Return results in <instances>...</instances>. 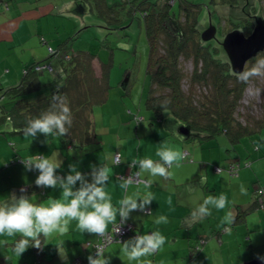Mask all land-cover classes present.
Returning a JSON list of instances; mask_svg holds the SVG:
<instances>
[{
  "label": "crops",
  "instance_id": "obj_1",
  "mask_svg": "<svg viewBox=\"0 0 264 264\" xmlns=\"http://www.w3.org/2000/svg\"><path fill=\"white\" fill-rule=\"evenodd\" d=\"M7 2L9 5V1ZM47 4L49 5L50 2L46 1L45 4H42L41 6H44L43 10L38 13L36 9L40 4L36 9L31 10L27 3H21V5L16 3L12 9L14 13L9 10L12 15H8L7 10L9 7L5 9L0 5V51L4 49L6 53H9L3 59H0V87H10L18 84L22 70L27 67L29 61L31 64L49 57L45 44L52 47L48 41L53 40V38L46 37L45 34L46 38L42 40L44 45L40 43L42 37L39 38V43L36 39L39 31L38 21L43 15L54 14L52 13L53 8H47ZM67 19L72 22L73 27L78 24L76 17L70 15ZM27 42H31L33 45L25 47L24 45ZM18 47H24L25 53H18ZM65 50L66 48L60 51L64 54ZM50 57L52 59L46 63L50 64L52 68L51 83L59 85L64 77L63 61L60 60V54ZM125 81L127 82L124 83V86L128 88V78ZM131 112L130 109L124 107L114 111L110 110V112L100 111L99 114H96V123L93 128L95 132L94 140L83 147L73 149L71 145L64 146V143L57 137L50 136L47 143H44V140L42 145L35 146L34 151L23 150L20 153L24 157L30 155H47L51 157L54 152H57L59 153L58 158L63 161L61 168L57 170L58 175L65 177L69 174V165H75L88 182H91L92 179V166H107L109 180L106 182L105 191L110 195L114 207L119 206V202L126 194L139 193L140 198H142L146 192H151V204L145 205L143 212L139 210L130 211V217L125 223L133 225L135 232L141 235H150L152 231L158 230L166 238L165 244L156 253L141 257V261H131L121 251V243L132 238V236H128L120 242L110 244L104 250V256L110 258L109 264H141L142 261H150L151 264H188L186 260L190 254V246L192 247L195 243L201 244L199 241L202 238H206V242H204V245L202 244L199 255L208 250L209 244L211 247L216 246L221 250L224 242L238 244V247L231 254L239 253L241 257L244 254L249 255L250 248L256 247L253 245L256 234L255 229L250 228L247 214L238 221L235 218L234 228L232 226H230L232 229L225 227L230 229L229 231L220 230L224 225H230L222 223L226 214L225 209L217 210L209 205L211 215L205 216L203 219L199 218L198 207L210 195L209 191L212 188V191H215L212 196L217 197V188L210 184V180L211 183H214L217 177L224 174L222 169L221 173L217 174L219 171L215 170V166H207L209 163H215V159L209 157V149H205L207 143H196V141H192L193 139L190 140L192 136L182 139L183 136L176 130L180 122L172 118L171 115L164 113L160 118H154L145 107L138 108L135 112H132L133 114ZM101 115L105 117L108 125L97 129V121ZM101 134H105L107 138L101 140L98 137ZM44 138L46 139V137ZM162 145L179 151L184 156V159L173 163V166L169 169L170 177L167 179L159 176L152 177L147 172H141L140 177L152 181L151 188L145 189L143 184H131L127 190L122 189L120 187V175L140 171L139 163L131 168L129 167L133 160L150 158L154 162L163 163L156 155L157 150ZM197 153L200 154L197 155ZM115 154L120 156L118 165L114 163ZM189 154L192 155L190 158L188 157ZM202 156H204V160L200 165L205 167L204 169L199 168L193 161V159ZM248 166H253V163ZM249 167L237 171V176L242 174L248 177L252 173ZM18 170L21 169L10 166L7 167L6 172L0 173V201L8 199L9 195L13 193L19 196L21 194L19 188L22 185L25 188L23 194L30 196L34 203H46L50 197L63 202L59 187L47 188L35 185L37 171L26 170V177H24L22 172ZM12 176L19 181L14 180ZM13 185L17 186L13 187ZM78 186L79 184H77ZM26 187L28 188L26 189ZM251 191L249 190V194ZM139 202L138 199L137 203ZM231 203L232 206L229 210L231 209L236 217L249 201L234 204L235 202L232 200ZM257 209V215L264 218L261 215V212H264L263 195L260 207L255 210ZM160 216L167 217V223L156 224L154 221ZM117 221H120L119 214L116 217ZM111 225H108V229ZM219 230L220 234L215 236L213 231ZM95 236L80 232L76 228V222L72 221L66 235H54L44 241L47 244L43 246L42 251L29 247L20 257L12 252L14 243L20 239L19 235L14 237L0 236V264H64L65 261L60 259L56 247L61 241H64L68 262L82 253L80 245H83L84 241L95 240ZM41 239L43 242V238ZM244 243H246L245 247ZM211 252L215 253L214 255L221 261L218 251L214 249ZM223 263L225 264V262Z\"/></svg>",
  "mask_w": 264,
  "mask_h": 264
},
{
  "label": "trees",
  "instance_id": "obj_2",
  "mask_svg": "<svg viewBox=\"0 0 264 264\" xmlns=\"http://www.w3.org/2000/svg\"><path fill=\"white\" fill-rule=\"evenodd\" d=\"M7 1L10 0H0V5L5 9L9 7ZM82 1L86 3L89 12L92 14L95 12L98 16L107 18L102 21L108 27L118 28V25L122 24L119 22L121 21L120 17L115 16V13H119L114 12L118 4L121 3L120 1L113 2L111 5H108L107 0ZM177 2L178 0H132L130 3L128 14L143 24L148 42L146 61L148 87L144 106L154 118H160L164 113H168L172 118L187 126L194 132L191 139L203 141L201 139H214L219 135H225L230 142H236L240 136L264 125V76H259L260 82L257 80L255 82L258 84L262 97L261 112L258 117H253L247 108H245V113L238 111L240 106L243 107L241 98L244 89L254 78L251 77L247 82L240 81L238 74L230 72L228 63L221 56V50L213 45V41L203 42L200 40L199 30L203 21H200V11L202 12V9L206 8L212 17V14L216 13L212 9L216 3L211 0L212 5L210 6L186 0ZM226 2H234L232 4L237 5L236 0H226ZM260 2L264 9L263 0ZM17 4L21 5V1ZM37 7L38 5H30L29 9L33 10ZM137 11L140 15L136 17ZM106 12L108 14H103ZM238 18L240 17L238 16ZM240 21L228 23L229 28L223 30L221 28L219 35L240 27L239 24L242 22L251 23L245 18ZM242 29L247 34L246 32H250V25H246V28ZM43 39L41 38V42ZM46 47L48 56L54 57L56 54L62 53L60 50L66 48L67 43L62 40L58 44V48ZM84 54L87 53L76 51L70 55L66 51L64 52L63 57H66L67 60L64 61L62 57L60 58L61 62L63 61V80L59 85H52L49 90L46 88L41 91L42 82L46 80L41 79L42 75L49 73L48 81L52 82L50 75L52 68L45 60L32 62L25 67L18 84L5 87L4 90L0 87L1 96L7 99L0 107V124H9L11 130L8 132H23L27 121L46 111L52 102V96L59 93L67 98L73 117L68 134L59 137L64 143L63 145H71V148L76 149V147L80 148L91 143L95 136L93 109L106 101L110 88L108 80L110 69L107 67L108 61L101 63L98 60L99 63L94 64L93 59H90L92 55L89 54L84 59L82 57ZM261 59H264V50L249 59L243 71L249 70ZM182 63L183 65L184 63L192 64L188 73L184 72L185 66L182 67ZM45 65H49L50 68ZM240 118H243L245 123H242ZM24 158L16 149L12 159L4 166L5 168L15 166L17 169H21L18 170L19 172L23 173L26 169L20 161ZM118 161H120V156ZM249 163V161H245L243 165L248 166ZM135 173L137 172L125 173L120 176L126 178ZM37 174H39L38 171ZM235 174L237 175V173ZM139 179L144 180L142 177ZM133 184L138 185V183ZM259 189V186L254 188V197L248 203L246 210L239 211L235 217L236 221L245 216L250 209L255 210L260 207L262 192H259ZM230 226H233V223L224 225L220 230L224 231L225 227L230 228ZM220 230L213 231L215 236L220 234ZM133 231L135 233L134 227ZM102 242L103 239L99 236H95V240L84 241L83 245H80L82 253L66 264H88L87 257L93 255L95 258L96 247ZM199 242L201 244L197 243L195 248L190 246V259L199 256L201 246L206 242V238H202ZM112 243H116V241ZM112 243H105L102 246L103 250ZM261 264H264V261H261Z\"/></svg>",
  "mask_w": 264,
  "mask_h": 264
},
{
  "label": "rangeland",
  "instance_id": "obj_3",
  "mask_svg": "<svg viewBox=\"0 0 264 264\" xmlns=\"http://www.w3.org/2000/svg\"><path fill=\"white\" fill-rule=\"evenodd\" d=\"M20 1L21 3L29 4V6L40 4L38 9L35 8L36 11L38 10V13H41L44 7L41 5L45 4L46 1L50 2L49 5L47 4V8H53L52 13L54 14L50 13L47 15H43L38 21L37 25L39 27V31L36 35L38 43L39 38L41 37L53 38V40L50 39V41L48 42H50L52 48L55 49L63 40L67 43L65 51L70 55L76 51H80L81 53H87L82 56L84 59H86L89 54L92 55V58L90 59H93L92 61L94 64H96V62L99 63L98 60H100L101 63H105L106 61H108L107 67L110 69V77L108 79L110 88L107 93L106 101L102 105L99 104L95 106L93 109L94 124L96 123V114H99L100 111L110 112V110L114 111L120 107H124L126 109H130L132 112H135L138 108L145 107V93L148 87V77L146 75L148 42L143 24L136 18H131L128 14V10L130 9V3L132 0H107L108 5H111L116 1L121 2L118 4V7H116L114 12H118L119 14L115 13V16L120 17L121 19V21L119 22H121L122 24L120 26L118 25V27L120 28L122 26H125L124 28L112 33H110V31H107L106 26H102L103 28L100 27V21L107 18L100 17L95 12V14H92L88 11V7L87 13L84 15V20L85 22H88L89 25L88 27L87 25L84 27V20L80 16L77 17V15H75L74 11L72 10L75 5L72 6L71 4L75 0H43V2H41L42 0H10L9 9L7 10L8 15H12L10 14L9 10H11L12 12L13 7ZM88 1L92 2L93 0ZM186 1H189L191 3H204L205 5L210 6L212 5L211 0ZM213 1L216 4H214V7L212 9L214 12L216 11V13L212 14V21L216 24V26H218V35L221 34V26L223 30L226 29V26H229L227 23H236L238 21L241 22L240 20H238L240 12H237V5L228 3L226 2V0ZM255 1L257 2V0ZM243 2L244 0H236V4ZM257 9L259 10L258 4L256 12L258 11ZM200 13V21L204 20L205 22L208 16V11L206 10V8H204L202 9V12L200 11ZM103 14L108 13L106 12ZM70 15L77 18L78 24H75V27H73L71 24L72 22L67 19ZM139 15L140 13L139 11H137L135 13V16L137 17ZM221 20H226L227 23L225 25H221ZM241 25H243V22L241 23ZM240 28L242 27L240 26ZM48 42L47 44H49ZM40 43L44 45L41 40ZM30 45L33 44L31 42H27L24 46L30 47ZM46 46L47 45L45 44V47ZM18 48V53H25L24 47ZM8 54L9 53H6L4 49L1 50L0 59H3ZM60 56L64 61L67 60L66 57H63V53H60ZM221 56L223 60L226 61L224 52H221ZM51 59V57H47L45 61H50ZM29 62L26 66L30 64ZM182 67H184L186 70H184V72L188 73V71H190L192 68V64L184 63L183 65L182 63ZM48 75L49 73H46L41 77V79H46L44 81L42 80L43 85L41 87V91H44L46 88V90H49L52 85H57L56 83H51L48 81ZM126 77L128 78V88H125L124 86V83L127 82L125 81L127 79ZM253 78L254 79L250 80L249 84L244 89L241 98L243 107L240 106L241 108L239 107L238 111H243L245 113V108H247V110L253 115V117H258L261 112L262 97L258 89V84L255 82L256 80L260 82V77L255 76ZM4 88L5 87H1L2 90H4ZM5 101H7V99H5L4 96H1L0 90V107L4 104ZM165 114L169 115L168 113ZM240 121L242 123H245L243 118H240ZM107 125L108 122L106 121L105 117L101 115L97 121V129H100L101 126L105 127ZM10 130L11 129L9 128V124H0V173L7 171V168H5L4 165L12 159L16 152V149H18L19 152L23 150L31 152V150L34 151L35 146L42 145V142L45 140V136L41 133H37V136L35 138H31L24 136L23 132H8ZM3 131L7 132L4 133ZM98 137H100L101 140H105V138H107L105 134L98 135ZM58 139L61 140L59 137ZM201 140L203 141L194 138L192 141H196V143H207L205 149H209L210 159H215V163H209V165L207 166H215L224 171V174L217 177L214 183H211L210 180V184L217 188V197H219L221 193H223L227 197L228 208L225 209L226 212L232 206V200L235 202L234 204H241L242 202L247 203L248 201L250 202L252 197H254V188L258 186L263 188L262 195L264 197V125L260 126L259 129L255 131H251L240 136L236 142H230L225 135H219L214 139L204 138ZM199 154L200 153H197V155ZM191 156V154L188 155L189 158ZM203 158L204 156L192 159L193 161H195V164H197L199 168L204 169L205 167L200 165L203 162L202 160H204ZM245 161L253 163V166H248L252 171V173L248 177H245L242 174L240 176H237L236 174H233L231 172L232 166L236 165H239L238 171H242L243 169L248 168L246 166H243ZM218 173H221V170L220 172H217V174ZM22 174L24 175V177H26V171ZM13 179L19 181L14 177ZM15 186L17 185H13V187ZM22 187L24 186L21 185L19 189H23ZM241 188L244 189L243 193L241 191ZM212 189L211 191H209L211 196L215 192L214 190L212 191ZM249 190H252L250 194ZM247 205L245 206V208H243V210H246ZM257 211L258 209L255 211L253 209H250L249 212L247 211L246 213L249 216L250 228L255 229L256 234L255 241L253 243V245H255L256 247L250 248V250L248 251L249 255L244 254L243 257H241L239 253L231 254V252L238 247V244H228L226 242L222 244L221 242V250H219V247H211L209 244L208 250H206V252L192 259H189L188 257L186 260L187 263L224 264L223 262H225V264H245L252 260H259L256 258L257 255L264 256V218L258 216ZM261 215L264 217V212H261ZM232 227L234 228V225ZM232 227L230 229H232ZM245 239L248 240V238L246 237ZM245 245L246 243H244V247ZM192 246L195 248L197 244L195 243ZM214 249L215 251H218L221 261L217 256L214 255L215 253L211 252Z\"/></svg>",
  "mask_w": 264,
  "mask_h": 264
},
{
  "label": "clouds",
  "instance_id": "obj_4",
  "mask_svg": "<svg viewBox=\"0 0 264 264\" xmlns=\"http://www.w3.org/2000/svg\"><path fill=\"white\" fill-rule=\"evenodd\" d=\"M240 81L247 82L251 77L264 76V59L259 60L247 71L238 74ZM73 117L68 105L67 98L56 93L52 96L49 108L38 117L29 119L23 129V135L35 138L37 133L43 134L48 142V137H63L72 126ZM156 155L160 162H154L150 158L133 160L129 167L139 163L140 171L135 176L120 178V187L127 190L133 183L143 184L145 189L151 188V180L139 179L141 172H147L152 177H170L169 169L177 160L184 159L181 152L161 146ZM59 153L54 152L51 157L47 155H30L21 159V164L28 171H38L35 179L37 187L57 188L62 192L63 202L59 199L49 198L46 203H34L30 196L23 194H10L9 198L0 201V236L14 237L19 235L20 239L14 243L12 252L20 257L29 247L42 251L47 239L54 235L64 236L69 231L72 221L76 222V228L80 232L93 234L110 240L108 225L116 223L117 214L120 223H125L130 211H144L145 205L152 202L151 192L140 198L139 193L125 195L114 207L110 195L105 191L106 182L109 180V169L107 166H92L91 182L77 170L75 165H69V174L61 177L57 170L61 168L63 161L58 158ZM118 165L120 161H115ZM250 164V163H249ZM218 167H215V170ZM238 165L232 168L233 174L237 173ZM219 169V168H218ZM221 169H219L220 172ZM217 171V170H216ZM77 184L79 186L77 187ZM242 193L244 189L241 188ZM246 194V193H245ZM139 199V203L137 200ZM209 205L217 210L228 208L227 197L221 193L219 197L207 196L198 207L199 218L211 215ZM150 213V212H149ZM235 220L233 211L227 210L222 223L231 224ZM156 224L167 223V217L160 216L154 221ZM230 229L225 228V231ZM43 238V242L42 239ZM166 238L156 230L151 234L136 235L121 243L122 253L131 261H141V257L150 256L159 251L165 244ZM57 247L59 257L67 262L68 256L61 241ZM257 259L264 261V256L257 255ZM88 264H109L110 258L104 256L102 246L96 247L95 258L93 255L87 257ZM141 264H151L150 261H142Z\"/></svg>",
  "mask_w": 264,
  "mask_h": 264
},
{
  "label": "water",
  "instance_id": "obj_5",
  "mask_svg": "<svg viewBox=\"0 0 264 264\" xmlns=\"http://www.w3.org/2000/svg\"><path fill=\"white\" fill-rule=\"evenodd\" d=\"M257 2L259 10L257 9L258 11L255 13L251 12L248 0H245L243 3H238L236 6L238 13L246 10L245 16H241L238 20H243L246 17L253 24L248 34H245L242 28L237 27L227 31L223 35H218V28L209 14L205 22L204 20L202 21V27L199 30L200 40L203 42L213 41V45L220 49L221 52H224L226 62L232 74L241 73L248 60L264 50V14L259 0H257ZM71 5H75L72 9L75 15H77V17L80 16L84 20V15L87 13L86 3L82 0H75ZM83 23L84 27L86 25L88 27V22L84 20ZM100 23V27L106 26L107 31H110V33L125 27L112 28L108 27L103 21H100ZM176 130L183 136L182 139L194 135V133L182 123L177 125ZM245 264H261V261L252 260Z\"/></svg>",
  "mask_w": 264,
  "mask_h": 264
},
{
  "label": "built area",
  "instance_id": "obj_6",
  "mask_svg": "<svg viewBox=\"0 0 264 264\" xmlns=\"http://www.w3.org/2000/svg\"><path fill=\"white\" fill-rule=\"evenodd\" d=\"M48 68H50L49 65H45ZM115 161L119 160V154H115L114 156ZM232 168L235 169V166H232ZM217 171H219L218 168H216ZM233 170V169H231ZM136 174V173H135ZM135 174L133 176H135ZM259 192H263V188L260 187ZM108 233L111 236L110 240H106L105 238L102 237L103 242L101 244H99V246H103L105 243H112V242H117V241H122L126 236H136L138 235L137 233H134L133 231V226L129 223H123L121 224L120 221L116 222L114 225H112V227L110 228V230H108Z\"/></svg>",
  "mask_w": 264,
  "mask_h": 264
},
{
  "label": "flooded vegetation",
  "instance_id": "obj_7",
  "mask_svg": "<svg viewBox=\"0 0 264 264\" xmlns=\"http://www.w3.org/2000/svg\"><path fill=\"white\" fill-rule=\"evenodd\" d=\"M249 1V6H250V10H251V12L252 13H255L256 12V8H257V2L255 1V0H248ZM244 2H245V0H244ZM230 3V2H229ZM231 3H234V2H231ZM259 4L260 5H262V3L260 2V0H259ZM264 9H263V6H262V11H263ZM245 13H246V10H244L243 12H241L240 13V15H239V17H241V16H245ZM245 19H247L246 17H245ZM227 22H226V20H221V22H220V24L221 25H225ZM252 23V22H251ZM251 23H249V22H247V21H245V22H243V25H241V23L239 24V25H241L242 26V28H246V25H250V31H251V28H252V24ZM228 24V23H227ZM229 25V24H228ZM229 26H226V28H228ZM221 28H222V26H221ZM247 34L249 33V31L248 32H246ZM136 233V232H135Z\"/></svg>",
  "mask_w": 264,
  "mask_h": 264
}]
</instances>
